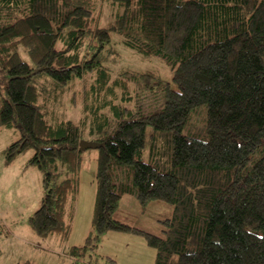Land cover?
<instances>
[{
  "label": "trees",
  "instance_id": "trees-1",
  "mask_svg": "<svg viewBox=\"0 0 264 264\" xmlns=\"http://www.w3.org/2000/svg\"><path fill=\"white\" fill-rule=\"evenodd\" d=\"M104 3L113 17L102 26L100 0H0V124L21 133L7 161L32 150L28 164L44 176L29 227L67 239L80 143L95 142L97 234L83 250L118 231L144 235L156 264H264V0ZM114 34L169 65L175 88L150 72L113 78ZM76 79L85 82L78 123L63 110ZM134 84L159 88L164 106L145 114L153 108L138 107ZM203 107L207 139L184 136ZM124 196L173 207L162 236L120 220Z\"/></svg>",
  "mask_w": 264,
  "mask_h": 264
},
{
  "label": "rangeland",
  "instance_id": "rangeland-1",
  "mask_svg": "<svg viewBox=\"0 0 264 264\" xmlns=\"http://www.w3.org/2000/svg\"><path fill=\"white\" fill-rule=\"evenodd\" d=\"M102 4L101 25L112 20V9ZM115 55L109 59L111 74L115 78L122 71L136 74L150 72L155 79L169 82L173 88V71L162 59L146 57L124 44L118 35L112 36ZM23 60L29 62L23 54ZM155 82V80L153 81ZM65 94L64 113L69 120L76 123L83 118L82 96L85 87L83 79H76ZM139 108L150 110L145 114L156 112L164 106V93L154 87L149 92L141 91L133 85ZM76 95V104L70 97ZM135 105V104H134ZM133 105V107H134ZM203 113L199 121L198 113ZM203 107L191 117L183 129L184 136L207 139L204 131ZM153 129L147 130L143 161L150 159V140ZM21 133L18 129H8L0 124V264H156L157 252L148 246L146 237L141 234L111 231L102 235L99 241H93L83 250L87 239L95 237L93 227L94 209L97 197L98 153L95 150L83 154L82 164L77 173V194L74 217L67 239L59 235L47 238L38 237L29 227V218L40 208L44 196L43 173L28 163L34 151H27L7 161V149L18 141ZM173 207L161 202H151L146 207L140 205L133 196H124L119 205V218L125 224L137 227L149 233L162 236L163 225L160 223L169 217ZM97 245V247H95ZM80 248V254H73V248Z\"/></svg>",
  "mask_w": 264,
  "mask_h": 264
},
{
  "label": "water",
  "instance_id": "water-1",
  "mask_svg": "<svg viewBox=\"0 0 264 264\" xmlns=\"http://www.w3.org/2000/svg\"><path fill=\"white\" fill-rule=\"evenodd\" d=\"M100 148V144L95 143V142H87V141H82L80 143V152H86L89 150H97Z\"/></svg>",
  "mask_w": 264,
  "mask_h": 264
}]
</instances>
